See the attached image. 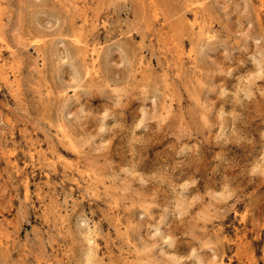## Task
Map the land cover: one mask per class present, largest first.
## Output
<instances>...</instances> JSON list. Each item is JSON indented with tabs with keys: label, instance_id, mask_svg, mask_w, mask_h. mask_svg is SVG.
Instances as JSON below:
<instances>
[{
	"label": "rangeland",
	"instance_id": "obj_1",
	"mask_svg": "<svg viewBox=\"0 0 264 264\" xmlns=\"http://www.w3.org/2000/svg\"><path fill=\"white\" fill-rule=\"evenodd\" d=\"M0 64V264H264V0H0Z\"/></svg>",
	"mask_w": 264,
	"mask_h": 264
},
{
	"label": "bare ground",
	"instance_id": "obj_2",
	"mask_svg": "<svg viewBox=\"0 0 264 264\" xmlns=\"http://www.w3.org/2000/svg\"><path fill=\"white\" fill-rule=\"evenodd\" d=\"M91 64H93V63H91ZM1 65V64H0ZM93 67V66H92ZM89 71V70H88ZM86 72V71H85Z\"/></svg>",
	"mask_w": 264,
	"mask_h": 264
}]
</instances>
